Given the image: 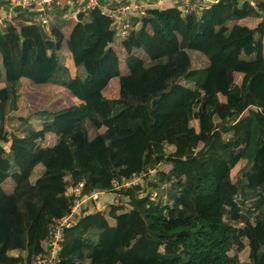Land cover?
<instances>
[{"label":"trees","instance_id":"trees-1","mask_svg":"<svg viewBox=\"0 0 264 264\" xmlns=\"http://www.w3.org/2000/svg\"><path fill=\"white\" fill-rule=\"evenodd\" d=\"M110 25L0 31V264H34L79 181L131 200L86 207L58 264H264V0L165 3L124 40ZM132 176L140 192L117 189Z\"/></svg>","mask_w":264,"mask_h":264},{"label":"built area","instance_id":"built-area-1","mask_svg":"<svg viewBox=\"0 0 264 264\" xmlns=\"http://www.w3.org/2000/svg\"><path fill=\"white\" fill-rule=\"evenodd\" d=\"M217 2L218 0H0V31L4 32L7 24L16 16L22 18L23 24H34L49 32L51 22L58 15L74 22L80 17L86 21L93 11L99 10L111 21L110 29L117 32V39L124 40L130 33L141 28L142 20L157 6L165 3L175 4L181 16L185 18L201 15L204 9ZM135 179H140V176L121 178L117 189L125 185H139ZM83 188L84 181L74 183L71 187L74 199L70 212L49 224L43 249L35 257L34 264H58L65 231L77 223L86 207L90 212L95 208L98 210L101 196L105 193L86 194L82 192Z\"/></svg>","mask_w":264,"mask_h":264},{"label":"rangeland","instance_id":"rangeland-1","mask_svg":"<svg viewBox=\"0 0 264 264\" xmlns=\"http://www.w3.org/2000/svg\"><path fill=\"white\" fill-rule=\"evenodd\" d=\"M21 20H22V18H19V17H14V19H13V22H17V23H21ZM72 22H74L73 20H71ZM108 93L109 92H112V88L110 89L109 88V90L107 91ZM234 111L235 112H237V113H239L240 112V107H237L236 109H234ZM246 112L251 116V118H252V136H251V147H252V142L254 141V139H255V137H256V135H257V131H258V127H259V125L261 124V120L263 119V116L260 114V112L258 111V110H256V108L255 107H250V108H248V109H246ZM6 128H7V130L10 132V131H17V130H19V128H20V126H19V124H17V123H14V122H11V121H8L7 123H6ZM8 146L6 145L5 146V148H7ZM244 156L246 157V158H251L252 157V152H251V150H250V148H248L247 149V151H245L244 152ZM135 182H137L138 184H139V188H138V185H136L135 186V188L137 189V190H134L135 192H140L141 191V185L143 186V180L140 178V179H135ZM130 186V185H129ZM123 188H119L118 190H124V189H129V187H128V185H125V186H122ZM132 188H134L133 186H131ZM149 190H150V188H149ZM112 198H113V201H112V203H115V202H117V203H120L122 206H128L129 205V202H130V198L128 197H120L119 195H116V196H114V195H112ZM218 204V203H217ZM217 204H215V206H219V205H217ZM239 204H240V206H239V209L237 208V210L239 211L241 208H243L244 206H242V201L240 200L239 201ZM100 205L102 206V203H99L98 204V206L100 207ZM103 205H106V209H107V211H108V208H107V205L108 204H106V203H103ZM243 210H244V208H243ZM97 211V209L95 208V209H93L92 210V212H96ZM106 211V212H107ZM212 212V213H211ZM210 213H208L207 214V216L210 214V215H216V210L215 211H211ZM250 217H251V215L250 214H248ZM29 240H31V238H30V236H28V237H26V246H25V248H27V245L29 244ZM22 253L23 254H25V250H23L22 251Z\"/></svg>","mask_w":264,"mask_h":264},{"label":"crops","instance_id":"crops-1","mask_svg":"<svg viewBox=\"0 0 264 264\" xmlns=\"http://www.w3.org/2000/svg\"><path fill=\"white\" fill-rule=\"evenodd\" d=\"M100 201H101L102 205H103V203H106V204L111 203L113 201L112 194L105 193L104 195L101 196ZM104 206H106V205H104ZM21 254H22V256H25V254H23V253H21Z\"/></svg>","mask_w":264,"mask_h":264}]
</instances>
